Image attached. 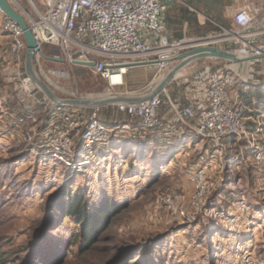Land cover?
Instances as JSON below:
<instances>
[{
  "label": "rangeland",
  "instance_id": "obj_1",
  "mask_svg": "<svg viewBox=\"0 0 264 264\" xmlns=\"http://www.w3.org/2000/svg\"><path fill=\"white\" fill-rule=\"evenodd\" d=\"M17 1L34 12L29 0ZM33 1L45 12L50 0ZM0 36H4L1 28ZM7 41L5 36L0 40L5 48ZM52 50L45 45L47 55L64 57ZM207 64L199 65L203 69ZM48 67L68 72L59 83L39 75L62 98L100 99L140 86L128 82L136 81L133 70L116 95L90 68L58 61H50ZM238 67L243 81L258 84L242 82L244 87L253 86L249 89L254 92L248 93L251 97L240 95L241 102L261 106L254 111H260L259 122L264 123V59ZM3 69L0 65V88L7 92L0 90V97L11 106L10 112L17 114L46 97L39 89L24 91L19 80L9 83ZM41 107L34 111L45 122ZM113 111L117 113L110 108ZM14 122L13 117L2 116L0 108V253L8 264L20 260L37 264L54 257L63 264H264V165L253 162L251 135L229 139L212 170L219 189L212 196L213 205L204 210L191 203L194 187L186 166H207L217 154L208 157L214 151L206 152L204 142L191 131L168 136L162 128L141 130L133 121L130 129L117 127L112 143L97 149L82 171L65 169L44 154L36 156L26 145V131L35 123ZM258 138L263 140L264 135H257L261 141ZM172 192L190 196L178 207L169 198ZM75 195L85 197L90 211L116 205L108 227L83 254V226L78 219L52 212L61 199Z\"/></svg>",
  "mask_w": 264,
  "mask_h": 264
},
{
  "label": "built area",
  "instance_id": "obj_2",
  "mask_svg": "<svg viewBox=\"0 0 264 264\" xmlns=\"http://www.w3.org/2000/svg\"><path fill=\"white\" fill-rule=\"evenodd\" d=\"M172 1L176 0H50L46 11L42 12L33 0H29L34 11L31 13L17 0H10L25 17L36 42L35 70L49 83L51 80L59 83L68 77L65 68L48 67L50 61L90 68L106 83L107 90L120 93L118 90L126 85L131 68L156 67L157 73L149 83L151 86L157 77L169 73L182 51L196 46L220 45L246 54L264 53V0H257L256 5L238 7L231 16L232 27L221 26L219 34L194 43L172 41L163 20ZM180 1L186 3L188 0ZM0 28L8 39L6 48H2L4 45L0 42L1 66L8 82L19 80L24 91L36 92L37 88L24 72L27 53L24 31L1 7ZM4 36H0V40ZM45 45L64 57L47 55ZM240 87L242 81L232 65H218L209 73L208 102L204 107L197 111L193 106L173 104L181 120L196 117L195 124L189 125L190 131L214 147L219 156L227 149L230 138L245 137L243 110L236 98ZM36 100L38 109L45 108V122L37 119L32 108L17 114L10 112L8 102H1V97L0 108L2 114L13 117L17 125L24 126L33 120L35 124L26 131L27 147L36 156L44 154L65 169L84 171L91 162V155L112 143L115 129H124L118 116L111 122L100 119L101 105L88 107L86 112V107L57 104L47 97ZM164 104V97L157 94L144 102H122L115 107L118 114L139 123L141 130H154L163 124L159 111ZM260 134L264 135L263 122L258 123L249 143L253 149V162L264 165V139L256 140ZM212 173L209 165L186 167V175L194 187L191 203L197 208L208 210L209 205H213L212 196L219 188ZM189 196L188 193L172 192L169 198L175 199L179 207Z\"/></svg>",
  "mask_w": 264,
  "mask_h": 264
},
{
  "label": "crops",
  "instance_id": "obj_3",
  "mask_svg": "<svg viewBox=\"0 0 264 264\" xmlns=\"http://www.w3.org/2000/svg\"><path fill=\"white\" fill-rule=\"evenodd\" d=\"M195 2L196 3L187 5L186 3H183L180 0L173 1L171 4H169L167 11L163 14V20L167 25L168 32H169V35L172 41L194 43L196 41L205 39L208 36L219 34L222 31L221 26L232 27V17L231 16L238 7H242V6L248 7L251 5L258 4L257 0H214L215 2L214 9L212 10V12L209 13L207 12L205 6L202 5L199 1L195 0ZM187 50H190V49H187ZM261 60L263 59L241 62V63H237L236 65L232 64V68L234 66L238 67L242 65H248L252 62H257ZM59 62L64 63L63 61H59ZM177 63H179V61H176V64ZM205 63H208L207 64L208 66L202 69L199 64H203L204 66ZM214 64H216L215 60H208V59L193 62L192 64L185 67L179 73V75L173 81H171V83H169V85L164 90H162V92L159 93L165 99V104L159 111V114L161 116L162 123H163L160 128L165 130L164 132L165 135L170 136L172 134H175V136H180V137L182 135H187V132L190 131L189 125L195 124L196 122L195 116L190 119H187V121L181 120L176 115L173 104L179 105V106H193L194 110H197V111L198 109H201L202 107H204V105H206L208 102V95H207L208 77H209L210 69ZM0 65H2V62H0ZM76 66H79V65H76ZM141 68H145V69H141ZM131 70H133L132 77L136 81L135 82L128 81V82H130V84H133V83L140 84L138 89L134 88V90L136 91L149 85V83L153 80L154 76L157 73L156 67L154 66H151V67L138 66V67L131 68L128 73L129 75H130ZM234 71L239 75V67L235 68ZM24 72H25V67H24ZM3 74L5 75L4 72ZM239 77L241 78V75H239ZM160 80H161V77H157L155 82L151 84L149 88H145L146 90L144 91L153 89V86L157 84V82H159ZM241 81L246 84L250 83L253 86H258V84H256L255 81H248V80L243 81L242 78H241ZM251 87H244V86L240 87L236 95V98L243 110L246 137L252 135L253 131L257 129L258 122H259L258 116L262 115V114L257 115V113H259L260 111H257V112L254 111V109L261 108V106H259L257 103H254V101L253 102L250 100L246 101L247 105H243L241 102L240 95L241 96L245 95L246 97H248L250 95L248 93L254 92L252 89H249ZM0 90L2 93L7 92V88L3 91L0 88ZM136 91L123 92L121 93V95L134 96L135 94H137ZM37 106H35L34 104H31L28 107V109L29 108L34 109V107H37ZM110 108L116 109L115 104L101 105V111H100V116H99L100 119L103 122H111V120L115 116H118L120 121L124 123V126H123L124 129H130L129 123L131 124V122L133 121L130 120L124 114H118V113H115V111L110 112ZM249 108H253V111ZM84 109L86 110V112H88V107ZM246 109L251 111L252 113L245 112ZM3 115L5 116L6 114H2V116ZM255 115H257L258 119L255 118L256 117ZM137 124L139 127V123ZM258 139L261 140L260 138ZM229 144L230 142L228 140V147H229ZM204 147L206 149V152L209 149H212L214 151V147H211L210 145H207L205 143H204ZM216 154L217 153L214 152L208 157L214 158ZM218 157L219 155L216 156L217 159L214 158L207 163V165L209 166L211 165L212 170H215L214 165L217 164Z\"/></svg>",
  "mask_w": 264,
  "mask_h": 264
},
{
  "label": "water",
  "instance_id": "obj_4",
  "mask_svg": "<svg viewBox=\"0 0 264 264\" xmlns=\"http://www.w3.org/2000/svg\"><path fill=\"white\" fill-rule=\"evenodd\" d=\"M202 5L205 6L207 12H212L214 9V0H197ZM173 2V1H172ZM170 2L169 4H171ZM187 5L196 3L195 0L186 1ZM1 9L14 21H16L24 31V36L27 41V53H26V61H25V72L27 77L33 83V85L39 89L50 101L61 104V105H72L78 107H91V106H99V105H108V104H117L122 102L127 103H140L146 100L153 98L155 95L159 94L164 90L171 81H173L179 73L188 65L192 64L195 61L199 60H215L216 64H214L210 71L218 65L222 64H237L246 61H253L264 59V53L260 55H252L246 54L242 52H238L232 49H228L226 47H222L219 45L216 46H196L190 50L181 52L177 56V63L170 71L169 75L162 81L157 87H154L151 90H146L145 88H149L150 85L137 90V94L134 96L121 95L117 97H110L102 100H94V99H83V98H62L57 95V93L42 79L38 76L35 67H34V47L36 46V42L34 40L33 34L28 26V23L25 17L12 5L10 0H0ZM199 9V8H198ZM200 10V9H199ZM202 12V11H201ZM93 64H91L92 66Z\"/></svg>",
  "mask_w": 264,
  "mask_h": 264
},
{
  "label": "trees",
  "instance_id": "obj_5",
  "mask_svg": "<svg viewBox=\"0 0 264 264\" xmlns=\"http://www.w3.org/2000/svg\"><path fill=\"white\" fill-rule=\"evenodd\" d=\"M64 190V189H63ZM62 194V193H61ZM121 207V206H120ZM115 206L102 205L94 210H89L85 202V197L81 195L72 196L67 201L62 199L58 202L52 212L54 214H64V216H71L77 218L79 223L83 226L82 234L85 244L83 245L82 254L92 249L93 245L98 241V238L103 231L108 227L110 219L113 217V213L116 212ZM54 216V215H53ZM53 220V219H51ZM2 253H0V264H8L2 259ZM64 261L57 260V258L47 259L46 261H38L37 264H63ZM16 264H32L30 260H20ZM115 264V262H113Z\"/></svg>",
  "mask_w": 264,
  "mask_h": 264
},
{
  "label": "bare ground",
  "instance_id": "obj_6",
  "mask_svg": "<svg viewBox=\"0 0 264 264\" xmlns=\"http://www.w3.org/2000/svg\"><path fill=\"white\" fill-rule=\"evenodd\" d=\"M169 75V74H168ZM166 75L159 83L155 84L154 87H157L162 81H164V79H166V77L168 76ZM153 87V88H154ZM114 94H118V93H114ZM121 96V95H120ZM110 97H117V96H109V97H104V98H100V99H94V100H102V99H106V98H110Z\"/></svg>",
  "mask_w": 264,
  "mask_h": 264
}]
</instances>
